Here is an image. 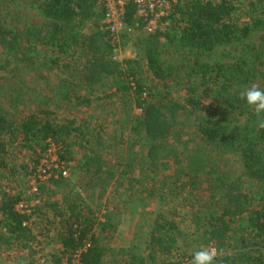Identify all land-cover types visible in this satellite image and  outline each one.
Segmentation results:
<instances>
[{
	"label": "trees",
	"instance_id": "1",
	"mask_svg": "<svg viewBox=\"0 0 264 264\" xmlns=\"http://www.w3.org/2000/svg\"><path fill=\"white\" fill-rule=\"evenodd\" d=\"M3 2L6 0H0V3ZM38 9L44 18L53 22L46 35L48 40L44 43L65 54L79 46L87 24L104 21L107 12L103 0H40ZM124 22L138 29H143L146 25L134 2L126 4ZM161 23H168V26L166 29L155 30L151 35L152 39L146 45L147 61L151 70L160 78L165 72L158 60V43L165 41L194 54L196 69L192 75L201 76L204 89L198 96H189L185 104H172V101H168L164 105L161 102L166 101L168 95H153V89L146 86L134 71L127 75L113 58L95 57L90 60L91 64L99 67L98 70L114 74L112 85L115 91L111 96L124 94L137 108L143 110L140 116L127 121L131 123V131L141 137L136 143H141V147L147 149L152 159H156L159 152H164V147L169 144L172 128L178 121V112L186 110L188 106L193 112L200 111L195 122L200 139L213 149L237 155L247 179L260 182L258 193L251 197L241 187H235L234 184L232 186L226 174L214 176L213 171H207L209 160L201 158L203 155L197 158L194 156L196 153L204 154L203 150H194L189 155L194 163L191 168L194 178L197 181L201 172L205 174L203 181L208 182L211 199L219 200L218 208L211 211L209 207V212L204 217L205 243L222 252L217 258V264H264V127L259 124L264 118L256 116L241 98L242 90L255 84L256 80L261 79V83L257 85L264 88V0H247L240 5L236 4V0H176L170 15L162 19ZM97 41L99 48L102 45L105 51H114L109 30L92 35L90 46L96 45ZM255 41L259 42V49L253 43ZM83 42L86 43L85 39ZM0 45L11 53L23 52L24 48L20 34L3 23H0ZM240 45L251 55L243 53L238 60L218 63L215 67L199 61L202 56H212L219 48ZM31 49V46L26 47L28 51ZM212 70H216V75H213ZM73 90L60 96V102L75 100L77 106L91 103L90 99ZM13 119L0 113V168L7 171L12 172L14 169L7 159L11 147L18 146L22 153L28 154V165L32 168L30 172L37 177L39 166L49 155L51 143L57 147L58 165L66 170L68 166L65 165L72 161L71 141L80 138L78 144L84 149L91 143L76 119L60 121L52 110L42 109L39 113H32L20 120ZM176 137L183 145V135L176 133ZM99 157L98 154L90 156L85 153L77 160L76 165V169L83 171L85 177L92 171L95 178L89 184L95 188L101 182L98 174L106 173L101 169L103 165L99 162ZM198 158L201 161L198 162ZM92 165H96V169H92ZM132 169V165L125 169L120 174L121 178H127ZM71 173L75 176V171ZM66 178L69 177H64L62 173L58 178L53 174L47 181L60 185ZM179 178L177 177L178 180ZM192 184L193 187L196 186L195 181ZM105 186L106 182H103L101 187ZM142 187L145 191L149 190L150 194L156 191L153 183ZM23 201L21 192L4 191L0 195V245L18 246L20 250L33 253L36 234L32 217L35 213L41 214L42 208L37 205L20 212L17 206ZM52 205L61 219L62 229L58 233L59 252L53 255L48 264H71V257L78 250L81 251L82 264H105L112 248L104 245L101 235L114 226V215L105 213L102 215L105 220H101L96 215L98 213H86L77 202L69 204L66 210H58L57 203ZM97 225L101 228L100 235L96 231ZM181 234L176 221L159 215L148 240L151 254L141 260L133 255L128 264H153L149 261L159 264H188L184 261L192 260L191 255L184 254V258L179 259L173 254V250H177L176 244ZM158 253L166 255V259L157 260ZM169 256L174 259L167 261ZM18 264L44 263L19 257Z\"/></svg>",
	"mask_w": 264,
	"mask_h": 264
},
{
	"label": "rangeland",
	"instance_id": "2",
	"mask_svg": "<svg viewBox=\"0 0 264 264\" xmlns=\"http://www.w3.org/2000/svg\"><path fill=\"white\" fill-rule=\"evenodd\" d=\"M39 1L6 0L0 3V23L19 33L24 44L23 52L19 53L8 52L0 45V113L14 118L13 120H20L32 113H39L42 109L52 110L60 121L76 119L91 143L84 149L78 144L80 138L71 141L72 161L65 165L70 174L60 185L47 181L46 172L50 166L43 165L41 168L40 165L37 177L33 176L30 172L32 168L28 165V154L22 153L18 146L11 147L7 159L14 169L11 172L0 168V195L4 191L21 192L25 206L39 205L42 212L35 213L32 217L36 234L33 253L20 250L18 246L1 244L0 264H18L19 257L47 264L59 252L58 233L62 229V222L53 203H57L58 210H66L69 204L77 202L86 213H98L96 215L101 220H105L102 216L105 213L116 215L112 223L116 224V229H119L117 225L123 224L122 232L125 235L121 236V232L115 230V227L102 233L104 245L110 243L113 250L108 252L105 264H128L133 255H137L140 260L148 257L151 254L148 250L149 236L155 219L161 214L176 221L182 231L177 240V250H173V254L179 259L184 258V254L191 255L199 248L208 247L204 238V217L209 212V207L211 211L218 208L219 200L211 199L208 182L203 181L205 174L201 172L196 181L191 169L194 163L189 155L194 150H203L204 154L196 153L194 156L197 158L203 155L201 158L209 160L207 171H213L214 176L226 174L232 186L241 187L251 197L258 193L260 182L247 179L237 155L213 149L200 139L195 122L201 113L191 111L189 106L178 112V121L172 128L169 144L164 145V152H159L156 159L149 157L147 149L142 148L141 143H136L141 137L131 131V123L127 121L140 116L143 110L137 108L124 94L111 96L115 91L112 85L114 74L98 70L100 68L93 67L90 61L95 57L112 59L116 56L120 68L127 75L134 71L146 86L153 89V95H168L166 101L161 103L165 105L172 101V104H185L189 96H198L204 89L201 76L192 75L196 69L194 54L165 41L158 43V60L165 72L159 78L147 61L146 45L154 32L124 27L119 36L120 47L117 51L108 52L102 45L99 48V41L90 46L92 35L106 30L104 21L89 22L79 46L70 49L67 54L61 53L44 43L48 40L46 35L53 22L40 14ZM246 2L247 0H236L237 5ZM167 26L168 23L155 24L156 30L166 29ZM84 39L86 43L83 42ZM253 43L258 47V41ZM28 46L32 47L29 51L26 50ZM243 48L241 45L219 48L212 56H202L199 61L215 67L218 63L238 60L243 53L250 56ZM90 68L94 73L90 72ZM211 72L213 75L217 73L216 70ZM261 81L256 80L255 84H260ZM72 89L90 99L91 103L77 106L75 100L60 102V96ZM176 133L183 135V145ZM85 153L90 156L98 154V160L103 165L101 169L106 171L105 174H98L101 182L96 188L89 184L95 178L92 171L85 177L83 171L76 169L77 160ZM52 157L48 165L55 163V157ZM197 161L201 160L198 158ZM96 165H92V169H96ZM131 165L134 169L127 178L122 179L120 174ZM58 168H55L53 174H58ZM71 171H75V176ZM192 181H195V187ZM103 182H106L105 187H101ZM152 183L156 187L154 194L142 187L151 186ZM123 202H126L124 206ZM122 206L126 210L122 215L124 220L119 219ZM96 231L100 235L101 228L98 225ZM156 259L162 261L166 259V255L158 253ZM173 259L170 257L167 261ZM185 262L191 264L192 260L185 259Z\"/></svg>",
	"mask_w": 264,
	"mask_h": 264
},
{
	"label": "built area",
	"instance_id": "3",
	"mask_svg": "<svg viewBox=\"0 0 264 264\" xmlns=\"http://www.w3.org/2000/svg\"><path fill=\"white\" fill-rule=\"evenodd\" d=\"M107 8L106 18L104 20L106 30H109L112 35V42L114 46V51L118 50L120 47V32L124 27H131L124 22V17L126 13V4L128 2H134L138 7V14L146 21V25L142 30L149 33H153L156 30L155 24L160 23L162 19L168 17L173 9V4L176 0H103ZM135 28V27H132ZM138 29V28H135ZM114 60L118 61V57H114ZM49 155L45 157L42 161V165L50 166L49 170L46 172L48 178L53 175L55 168H58V157H57V147L54 144H50ZM55 157V163L48 165L49 159ZM53 167V168H52ZM55 177H59L60 173L64 177L68 176L69 171L62 168ZM57 170V171H58ZM28 207L24 205L23 202L18 204L17 209L20 212H24ZM81 251H76L71 257V264H82L81 263ZM50 263V262H48ZM47 263V264H48ZM67 264V262H65Z\"/></svg>",
	"mask_w": 264,
	"mask_h": 264
},
{
	"label": "clouds",
	"instance_id": "4",
	"mask_svg": "<svg viewBox=\"0 0 264 264\" xmlns=\"http://www.w3.org/2000/svg\"><path fill=\"white\" fill-rule=\"evenodd\" d=\"M241 98L256 116L264 118V88L257 84L245 88L241 92ZM260 127H264V119L260 122ZM191 264H217L219 250L215 247H202L191 253Z\"/></svg>",
	"mask_w": 264,
	"mask_h": 264
},
{
	"label": "crops",
	"instance_id": "5",
	"mask_svg": "<svg viewBox=\"0 0 264 264\" xmlns=\"http://www.w3.org/2000/svg\"><path fill=\"white\" fill-rule=\"evenodd\" d=\"M125 203H126V202H123L122 205L124 206ZM123 206H122V207H123ZM123 211H124V212L126 211L124 207H123V210L121 209L120 212H119V214H121V215H119L120 218H119V216H118V218H119V219H122V220H124V216H122V215H123ZM114 216H115V215H114ZM122 225H123V224H121V225H119V226L117 225V227H119V229H116V227H115L116 224L113 226V227H115V230H119V231L121 232V234H122L121 236L125 235V232H124V233L122 232V231H123ZM110 229H111V228H110ZM121 236L119 237V239L121 238ZM108 245H109V247H111V244H110V243H109ZM106 258H107V257H106Z\"/></svg>",
	"mask_w": 264,
	"mask_h": 264
}]
</instances>
